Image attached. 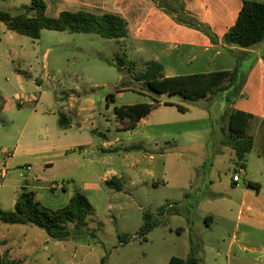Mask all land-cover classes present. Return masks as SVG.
<instances>
[{
    "label": "rangeland",
    "instance_id": "374dc122",
    "mask_svg": "<svg viewBox=\"0 0 264 264\" xmlns=\"http://www.w3.org/2000/svg\"><path fill=\"white\" fill-rule=\"evenodd\" d=\"M43 2L49 16H55L67 9H77L75 6L66 8L67 6L59 0ZM29 6L31 0H0V12L7 11L12 15L27 13L26 7ZM182 18L186 19L184 16ZM6 30L7 28L0 24V82L6 83L8 58L14 56L15 52H19L23 57L22 62L18 63L22 69L29 71L30 66H33L36 68L34 75L41 76L44 54L49 49L51 51L47 62L51 78L47 80L43 77L42 89L45 93L41 100L37 97L40 100L38 104L42 106L25 104L19 107L13 98H10L8 103L5 101L0 104V151L15 147L21 128L35 107L39 112L46 114L54 107L59 111L56 105L58 98L70 94L71 90L80 93L87 91L100 97L110 91L115 94V87L124 75L129 77V72L125 68L124 74H121L113 63L122 60L130 66L132 63L128 60L136 59V55L127 56L126 47L120 46L117 40L105 39L95 34L43 30L39 40L19 36V42H15L6 36ZM236 47L245 53L240 60L241 77L238 82L243 86V97L235 99L232 105L228 99H234V89L196 102H190L180 96L154 95L146 90H127L123 96L118 95L116 102L110 103V107L99 108L102 114L101 127L108 126L106 119H109L113 127L115 107L154 102V99L177 103L192 112L185 115L173 108L163 111L164 120L172 125L167 127L168 136L165 138L164 149L159 150L160 153H165L164 159H160L158 172L162 180H165L164 185L153 189L143 200L137 199L138 205L130 198V194L134 195L131 191H123L118 196V205H115L116 208L122 206L123 212L115 209L110 213L107 210L106 198L109 193L106 196L102 193L90 194L89 200L95 214L89 219V226L76 231L75 226L70 225L72 238L63 241L69 244V249L74 248L71 241L81 246L79 257L85 258L82 264H101L103 258H106V264H168L172 257L187 258L191 241L200 246L199 256L204 259L205 264H254L251 260L254 255H264V217H261L260 224L256 225L258 238L242 235L244 222L241 220L242 213L248 215L244 205H260L264 199V191L259 196L256 189L247 187L249 182L264 185V157L261 155L262 147L264 148V42L263 45L258 44L251 48ZM128 52L130 54L131 50ZM135 67L134 72H139L144 65ZM17 88L18 86L14 85L9 91L14 93ZM134 90L142 88L135 85ZM199 102L206 108L204 110L209 115V120L205 125H200L204 138L192 144L193 138L184 136V133L179 135L169 129L186 126V121L181 120L191 119L197 112ZM225 110H243L256 118L249 131L255 137V146L245 158L244 173L238 172L234 175V170H239L240 167L236 164V159L229 155L224 157L225 162H221L220 157L214 160L218 154L217 147L224 137L221 128L224 125ZM38 137L36 136L37 139ZM211 171L212 177L216 178V196L210 187ZM219 174L222 178L228 175L229 184L225 183L224 179L223 184H218ZM237 175L240 179L239 185H232V176ZM43 181L44 185L47 184ZM3 184L0 177V186ZM9 193L8 188L2 187L0 200L9 202ZM4 202H0V209L12 211L11 206ZM42 203L44 204V200ZM160 209L165 210L163 215L160 214ZM146 212L154 214V221H157L158 225L144 238L140 230ZM210 215L213 216L212 219L208 218ZM97 223H102V226L99 228ZM19 227L21 231L27 228L23 225ZM94 230H97L98 238L92 236ZM125 236L128 239H124ZM8 242L0 236V257L6 252L10 254L5 247ZM47 253L49 256H41L44 259L41 264L67 263L65 254L58 247L51 245Z\"/></svg>",
    "mask_w": 264,
    "mask_h": 264
},
{
    "label": "crops",
    "instance_id": "0c3cea01",
    "mask_svg": "<svg viewBox=\"0 0 264 264\" xmlns=\"http://www.w3.org/2000/svg\"><path fill=\"white\" fill-rule=\"evenodd\" d=\"M243 1L59 0L67 6L66 8L73 6L77 8L65 11L121 15L128 22L129 35L117 42L120 46L126 47L125 54L127 56L136 55V59H129L128 62L134 63L136 66L146 65L151 61L159 62L163 65L164 74L168 78L231 71L237 66L245 56L242 50L234 46H226L222 41L215 45L206 34L180 24L177 22V18L184 16L188 20L208 26L222 40L229 29L236 24L243 7ZM60 13L51 17H57ZM0 24L5 27L3 23ZM3 35H5L4 32ZM6 36L12 41L19 42L20 35L14 32L7 31ZM260 44L263 45V43ZM128 50H131L130 54ZM50 51L49 49L44 54L43 76L39 77L33 73L36 70L35 67L30 66L29 71H26L18 65L23 60L19 52H15L14 56L8 58L6 83L0 82V93L6 103L10 101V98H13L19 107L25 104L42 106L38 102L40 103L45 93L42 89L43 77L47 80L51 78L47 62ZM113 64L117 67V63ZM123 80H126L129 86L122 87L117 91ZM14 85L18 88L13 93L9 90ZM133 85V78L124 75L115 87L116 99L118 95L123 96L124 91L127 90L144 91V89L134 90L135 85ZM112 93L113 91H110L100 97L87 91L80 93L71 90L70 94L58 98L56 105L59 111L54 107L49 114H46L39 112L35 107L21 128L20 137L15 147L13 149L5 148L14 152V158L11 161V169L8 174L5 177L0 174L4 182L0 189L2 187L9 189V202L2 200L0 202L9 204L13 210L19 193L25 187L29 191L35 192L37 198L41 201L44 200V204L52 210L64 208L76 191L83 192L88 198L91 193H102L105 196L109 193L106 198L107 210L110 213L115 209L123 212L122 206L115 207L119 202L118 196L123 191H131L136 195L135 197L130 194V198L134 204L138 205V200H143L144 196H148L153 189L164 185L165 180H162V176L158 172L160 159H164L165 153H160L159 150L164 149L165 138L168 136L167 127H172V125L167 124L164 120L163 111L166 108H173L179 113L182 112L176 106L165 105V102L171 101L157 100L160 102L159 105L152 113L141 119L134 129H128L127 121L119 123L115 110L113 127L109 119L105 120L108 126L101 127L100 117L102 114L99 112V108L111 106L107 101V95ZM146 103L153 104L155 102ZM173 104L178 105L177 103ZM201 104L198 103L197 112L191 119L181 120L186 121V126L171 128L169 131L174 130L179 135L184 133V136L193 138L192 144L202 140L204 136L200 131V125L206 124L209 115ZM130 105L135 104L123 106ZM191 112L189 108H186V112L183 114L188 115ZM61 116L67 118L66 127L60 126ZM36 136H39V139ZM216 152L218 154L214 158L215 161L220 157V161L225 162L224 157L228 155L236 159L235 151L223 146L221 142ZM27 167L30 169L26 170ZM236 170H234V175L238 172L244 173L245 169L240 168L235 173ZM212 176L211 171L210 187L216 196L217 183L216 178ZM113 178L122 181V191L118 192L105 187V182ZM223 179L225 183L229 184V176L226 175L225 178H222L220 174L218 184H223ZM43 180L47 184L44 185ZM232 185H239V182L235 183L232 180ZM247 187L256 189L259 196L264 191V185L257 182H249ZM113 193H115V197L112 196ZM168 206L170 207V205ZM244 206L248 215L242 213L241 216V220L244 222L242 223V235L258 238L256 225L260 224L261 217H264V199L260 205L250 203L248 206ZM205 212L213 214L209 211ZM210 216L208 218L212 219L213 216ZM19 226L21 225L0 223V236L5 241H9L5 247L10 251L12 259L19 261L20 264H41L44 260L41 256L44 254L49 256L47 252L51 245L58 247L65 254L66 264L85 262V258L79 257L81 246L77 243L71 241L74 248L69 249V244H65L63 241L54 242L44 231L28 225H23L27 228L21 231ZM97 226H102V223H97ZM91 234L94 238H98L97 230ZM16 247H18L17 250L14 249ZM251 260L254 261V264H264V255L256 254Z\"/></svg>",
    "mask_w": 264,
    "mask_h": 264
},
{
    "label": "trees",
    "instance_id": "16d2710c",
    "mask_svg": "<svg viewBox=\"0 0 264 264\" xmlns=\"http://www.w3.org/2000/svg\"><path fill=\"white\" fill-rule=\"evenodd\" d=\"M26 9L27 13L19 15H12L7 11L0 12V23H3L8 31L20 36L30 37L33 40H39L43 30L71 34H95L105 39L117 41L125 39L129 35L128 22L119 14L64 11L57 17H51L47 14V7L43 0H31V6L26 7ZM31 12L34 14L30 15ZM177 22L203 32L215 45L222 41L226 46L251 48L264 42V1L244 0L236 24L229 29L222 40L208 26L182 17L177 18ZM135 66L136 64L133 63L129 66L122 60L117 62L119 72L124 73L125 68H127L129 76L131 75L133 78V84L140 85L142 89L150 94L168 95L169 97L180 96L190 102H196L215 96L220 92L234 89V99H228L231 105L234 104L235 99L243 97V86L238 84L241 77L240 61L231 71L172 78L165 76L163 65L156 61L148 62L139 72H134ZM128 86L126 80H123L117 91ZM115 99L116 94L107 95L108 102L114 103ZM4 102L5 99L0 93V104H4ZM154 102L153 104L139 103L116 107L117 120L121 124L127 121L128 129H134L137 123L152 113L160 103L156 99ZM165 105L176 106L180 112H186V108L183 106L171 102H165ZM255 119L253 114L242 110H227L223 116L222 131L224 137L221 144L235 151L236 164L241 169H246L245 158L253 151L255 146V137L249 132ZM66 121L67 118L61 116L60 126L66 127ZM261 155L264 157L263 147ZM238 171L237 169L235 173ZM104 185L118 192L123 189L122 181L117 178L105 182ZM164 212V209H160L161 215ZM94 214L95 209L92 203L81 191H76L64 208L52 210L37 198L35 192L29 191L25 187L19 193L12 211L7 212L0 209V223L28 225L44 231L52 240L68 241L72 238L69 226L74 225L76 231L87 228L89 217ZM157 225V221H154V214L146 212L140 234L146 238ZM126 238L125 236L124 239ZM190 247V254L187 258L172 257L168 264H205L204 259L199 256L200 246L191 241ZM0 264H20V262L12 259L10 254L6 252L0 257ZM101 264H106V258L102 259Z\"/></svg>",
    "mask_w": 264,
    "mask_h": 264
},
{
    "label": "built area",
    "instance_id": "2783aa9c",
    "mask_svg": "<svg viewBox=\"0 0 264 264\" xmlns=\"http://www.w3.org/2000/svg\"><path fill=\"white\" fill-rule=\"evenodd\" d=\"M33 101H35V100H33ZM13 158H14V152L7 150V149L0 151V174L2 175V177H5L8 174V172L10 171V169H11L10 164H11V161L13 160ZM25 169L29 170L30 168L27 167ZM233 180L235 183L240 182L238 175L234 176ZM170 207H172V206H170Z\"/></svg>",
    "mask_w": 264,
    "mask_h": 264
}]
</instances>
